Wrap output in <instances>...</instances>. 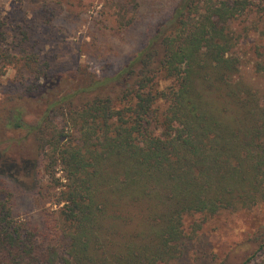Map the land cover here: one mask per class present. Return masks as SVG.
Returning a JSON list of instances; mask_svg holds the SVG:
<instances>
[{
    "label": "trees",
    "instance_id": "obj_1",
    "mask_svg": "<svg viewBox=\"0 0 264 264\" xmlns=\"http://www.w3.org/2000/svg\"><path fill=\"white\" fill-rule=\"evenodd\" d=\"M125 4L117 30L136 22ZM43 7L34 21L0 14V77L15 70L1 92L0 177L15 183L8 154L27 149L23 165L57 208L44 226L18 217L0 185V264H174L209 218L264 206V102L237 54L250 34L264 40V0H176L106 74L79 62L58 72ZM254 54L264 76V45ZM249 242L238 264H264V230Z\"/></svg>",
    "mask_w": 264,
    "mask_h": 264
},
{
    "label": "rangeland",
    "instance_id": "obj_2",
    "mask_svg": "<svg viewBox=\"0 0 264 264\" xmlns=\"http://www.w3.org/2000/svg\"><path fill=\"white\" fill-rule=\"evenodd\" d=\"M176 0H0V14H10L12 8L24 12L29 20L34 21L40 8H51L54 20L43 34L49 36L44 50H55L61 57L56 60L58 72L67 70L71 65L82 63L91 70L100 73H112L124 64L141 47L156 18L162 12H168ZM136 8L135 24L128 30L115 28L116 13L120 4ZM133 13V12H131ZM264 45L258 35L253 33L241 41L237 54L242 60L240 78L258 91L264 102V76L253 70L255 47ZM15 77V70L8 67L0 77V102L4 96L2 90ZM168 81H162L161 86ZM7 166L16 177L15 183L0 177V185L13 191L14 211L21 217L32 215L35 221L45 224L43 216L53 217L56 205L51 202V195H43L40 185L33 184L29 175L30 166L23 165L25 159H32L27 149L10 151ZM22 159L24 161H22ZM16 164V166H14ZM61 172L58 173L60 175ZM40 181H45L41 176ZM45 191V190H43ZM200 217H185L186 233L192 232L193 222ZM201 220V219H200ZM264 230V206L251 210L222 211L203 222L193 236L192 243L186 246V253L174 264H238L252 247L249 238ZM43 230V232H45ZM192 235V234H191ZM254 245V244H253Z\"/></svg>",
    "mask_w": 264,
    "mask_h": 264
}]
</instances>
